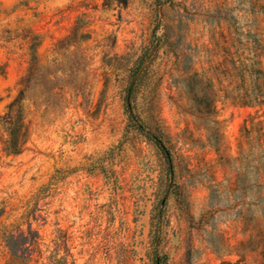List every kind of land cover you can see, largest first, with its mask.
I'll list each match as a JSON object with an SVG mask.
<instances>
[{
	"label": "rangeland",
	"instance_id": "obj_1",
	"mask_svg": "<svg viewBox=\"0 0 264 264\" xmlns=\"http://www.w3.org/2000/svg\"><path fill=\"white\" fill-rule=\"evenodd\" d=\"M27 76L0 264H262L264 0H0V115Z\"/></svg>",
	"mask_w": 264,
	"mask_h": 264
},
{
	"label": "trees",
	"instance_id": "obj_2",
	"mask_svg": "<svg viewBox=\"0 0 264 264\" xmlns=\"http://www.w3.org/2000/svg\"><path fill=\"white\" fill-rule=\"evenodd\" d=\"M28 77H24L22 80V90L19 91V96L9 103L6 112L0 115V144L2 145L1 150L6 155L19 154L24 144L23 106L21 101L25 100L23 96L26 92ZM3 238L10 253V258L6 264H26L31 261V255L37 247L38 235L36 233L31 236L29 249L22 247L25 243L17 242L10 231H6ZM221 264L231 263L222 262ZM262 264H264V252Z\"/></svg>",
	"mask_w": 264,
	"mask_h": 264
}]
</instances>
